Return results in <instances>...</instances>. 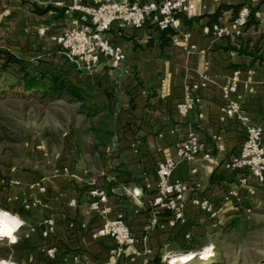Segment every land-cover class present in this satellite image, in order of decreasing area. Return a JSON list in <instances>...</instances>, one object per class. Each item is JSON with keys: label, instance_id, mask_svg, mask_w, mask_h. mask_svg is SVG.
Segmentation results:
<instances>
[{"label": "crops", "instance_id": "crops-1", "mask_svg": "<svg viewBox=\"0 0 264 264\" xmlns=\"http://www.w3.org/2000/svg\"><path fill=\"white\" fill-rule=\"evenodd\" d=\"M73 1L0 0V49L37 71L65 75L110 114L101 145L75 147L80 156L73 162L53 167L45 178L24 179L33 189L32 197H13L15 204L27 202L30 231L37 235L27 262L163 264L165 258L198 254L221 231L247 223L249 213L263 205L264 186L248 173L226 167L239 154L245 129L223 116L220 105L221 89L232 73L238 70L243 83L250 71L252 82L248 90L240 84L239 101L249 123L264 131V0H200L194 15L180 18L179 33L164 47L150 25L122 31L112 27L105 37L122 49L125 60L119 65L101 60L91 84L71 80L74 71L84 70L53 40L68 26ZM245 4L259 17L251 19L237 39L215 36L213 25L226 26ZM219 8L224 10L211 23ZM202 77L205 86L195 92L194 109L181 116L176 106L186 85ZM191 134L204 148L192 161L179 163L171 176L186 186L183 219L174 221L170 212L150 206L156 169L163 159L176 158ZM92 189L107 194L106 203L97 209L91 207ZM203 202L209 211L202 208ZM118 215L134 239L132 245L93 236ZM45 220H51L52 227L43 237Z\"/></svg>", "mask_w": 264, "mask_h": 264}, {"label": "built area", "instance_id": "built-area-1", "mask_svg": "<svg viewBox=\"0 0 264 264\" xmlns=\"http://www.w3.org/2000/svg\"><path fill=\"white\" fill-rule=\"evenodd\" d=\"M199 1L93 0L92 4L85 5L74 0L67 10L70 14L68 26L53 40L71 60L86 72H91L101 60L109 61L112 65H119L125 60V55L119 46L105 37L112 27L122 31L125 29L141 30L146 25H150L158 30L171 29L179 33L180 18L194 15L195 5ZM213 1L218 2L219 0ZM259 15V12L253 11L248 4H245L226 26L213 25V34L218 38L237 39L249 21L257 19ZM40 33H43V30H40ZM247 74V79L242 83L240 72L234 71L221 89V114L237 121L245 129V139L240 152L226 163V167L232 171L246 172L255 178L258 185L264 186V131L249 123L238 95L240 84H243L246 90L250 87L252 74L250 71ZM204 86V77L186 85L184 96L176 106L178 114L185 116L194 109L195 92ZM203 148V143L195 134H191L179 147L176 158L167 157L158 163L156 193L150 202L154 211H168L172 214L174 221L183 219L186 186L181 181L172 180L171 176L179 163L192 161ZM89 196L92 199L91 207L94 209L107 201L106 192L100 189H92ZM201 206L207 211L210 210L205 202ZM25 208L28 206L26 205ZM151 223L156 225V219H152ZM42 225L41 234L46 237L51 232L52 221L45 220ZM93 236L95 238L108 237L118 246H128L134 243L133 237L123 222L122 215L106 221ZM52 253V250L47 251L49 256H52Z\"/></svg>", "mask_w": 264, "mask_h": 264}, {"label": "rangeland", "instance_id": "rangeland-1", "mask_svg": "<svg viewBox=\"0 0 264 264\" xmlns=\"http://www.w3.org/2000/svg\"><path fill=\"white\" fill-rule=\"evenodd\" d=\"M80 71L70 74L73 82L93 83L94 69ZM109 115L87 114L79 110L78 103L66 98L40 100L30 94L0 93V214L7 213L20 221L14 242L0 240V264H29V257L13 246L24 236L36 240L37 235L30 231L28 223L27 202L15 204L13 198L33 196L31 185L24 179L45 178L53 167L73 162L80 156L75 147L101 145ZM249 214L247 223L221 231L215 237L208 245L213 247L207 257L199 256L200 250L186 264H264V198L263 205ZM163 264L174 263L170 259Z\"/></svg>", "mask_w": 264, "mask_h": 264}, {"label": "trees", "instance_id": "trees-1", "mask_svg": "<svg viewBox=\"0 0 264 264\" xmlns=\"http://www.w3.org/2000/svg\"><path fill=\"white\" fill-rule=\"evenodd\" d=\"M50 10L47 7L45 11ZM223 8H219L212 16L210 22L216 23ZM37 13L41 11L37 10ZM64 11H60L62 17ZM252 21V20H251ZM151 29L158 36L161 47L166 46L175 32L171 29L158 30L155 27ZM235 50V47H229ZM12 70L11 72H9ZM0 93H15L25 96L30 94L35 98L41 99H61L79 104V110L87 114L97 115L103 109L90 100L88 94L72 83L68 77L56 72H40L32 68L31 64L7 51L0 49ZM30 236H24L19 239L14 248H17L26 258L36 249ZM160 264V263H158Z\"/></svg>", "mask_w": 264, "mask_h": 264}, {"label": "bare ground", "instance_id": "bare-ground-1", "mask_svg": "<svg viewBox=\"0 0 264 264\" xmlns=\"http://www.w3.org/2000/svg\"><path fill=\"white\" fill-rule=\"evenodd\" d=\"M20 228V221L15 217L7 214H0V240L9 239L12 242L15 240V234ZM212 250V247H207L206 250L199 254L203 259L209 255V252ZM192 257H196V253H190L187 255H177L171 257V262L174 264H186L190 261Z\"/></svg>", "mask_w": 264, "mask_h": 264}, {"label": "water", "instance_id": "water-1", "mask_svg": "<svg viewBox=\"0 0 264 264\" xmlns=\"http://www.w3.org/2000/svg\"><path fill=\"white\" fill-rule=\"evenodd\" d=\"M205 250H206V249L202 250V252H204ZM202 252H201V253H202ZM199 254H200V253H199ZM196 255H197V254H196Z\"/></svg>", "mask_w": 264, "mask_h": 264}]
</instances>
